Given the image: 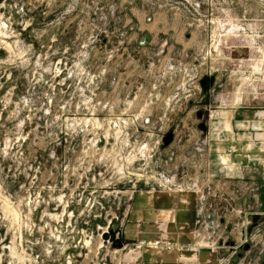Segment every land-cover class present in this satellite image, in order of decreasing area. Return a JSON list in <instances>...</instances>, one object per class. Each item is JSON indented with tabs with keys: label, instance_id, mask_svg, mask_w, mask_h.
<instances>
[{
	"label": "rangeland",
	"instance_id": "obj_1",
	"mask_svg": "<svg viewBox=\"0 0 264 264\" xmlns=\"http://www.w3.org/2000/svg\"><path fill=\"white\" fill-rule=\"evenodd\" d=\"M234 104L264 107V0H0V264H260Z\"/></svg>",
	"mask_w": 264,
	"mask_h": 264
},
{
	"label": "crops",
	"instance_id": "obj_2",
	"mask_svg": "<svg viewBox=\"0 0 264 264\" xmlns=\"http://www.w3.org/2000/svg\"><path fill=\"white\" fill-rule=\"evenodd\" d=\"M147 37L148 35H145L144 39ZM145 43L146 39L143 44ZM238 108L242 107L234 104L230 109L226 107V109L215 111L216 124L218 125L215 129L220 136L216 142V153L218 157L224 158L225 156L228 161L230 158L234 174L233 178L237 184L247 183L250 196L248 197L247 207L249 208L251 204L259 211L264 212V107L248 104L243 108L246 112H241ZM244 114H246V117L243 116ZM227 120H230L229 126L227 125ZM242 170H245V176L239 175ZM241 178L244 180L242 181ZM250 193L253 195H250ZM167 194H169V197H174V194ZM163 199L164 197H160L159 203L161 205L152 209V214L156 215V217L166 213L170 215L176 211L174 205L166 209V203ZM151 255L153 256L152 260L161 256L160 253L156 252L151 253ZM167 261L166 264H173L170 257Z\"/></svg>",
	"mask_w": 264,
	"mask_h": 264
},
{
	"label": "water",
	"instance_id": "obj_3",
	"mask_svg": "<svg viewBox=\"0 0 264 264\" xmlns=\"http://www.w3.org/2000/svg\"><path fill=\"white\" fill-rule=\"evenodd\" d=\"M146 39V38H145ZM213 78H210L208 79L207 81H203L201 80V86L205 87V89H209L212 85H213ZM173 136H172V133H168L165 138H164V142L165 144H168L170 143V141L172 140ZM246 200L244 201V203L246 204ZM261 216L262 215H259V214H254L253 217H252V221H253V225L254 224H257L258 221L261 219ZM220 223L223 224L224 223V220L223 218H220ZM260 264H264V256H263V259L260 261Z\"/></svg>",
	"mask_w": 264,
	"mask_h": 264
},
{
	"label": "flooded vegetation",
	"instance_id": "obj_4",
	"mask_svg": "<svg viewBox=\"0 0 264 264\" xmlns=\"http://www.w3.org/2000/svg\"><path fill=\"white\" fill-rule=\"evenodd\" d=\"M148 41V37L146 38V42ZM201 84V83H200ZM202 89H203V87H202Z\"/></svg>",
	"mask_w": 264,
	"mask_h": 264
}]
</instances>
